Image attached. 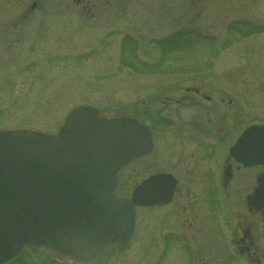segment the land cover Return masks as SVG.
Returning <instances> with one entry per match:
<instances>
[{"label": "rangeland", "instance_id": "1", "mask_svg": "<svg viewBox=\"0 0 264 264\" xmlns=\"http://www.w3.org/2000/svg\"><path fill=\"white\" fill-rule=\"evenodd\" d=\"M29 1L0 0V131L57 134L72 109L90 106L158 122L164 153L171 129L199 122L208 106L188 88L225 99L220 122L228 111L241 125L264 122V0H121L105 14H26ZM150 160L117 178L116 198L153 171ZM167 213L139 209L128 245L96 264H193L188 243L167 236L170 228L184 235L181 213ZM4 264L57 263L24 250Z\"/></svg>", "mask_w": 264, "mask_h": 264}, {"label": "water", "instance_id": "2", "mask_svg": "<svg viewBox=\"0 0 264 264\" xmlns=\"http://www.w3.org/2000/svg\"><path fill=\"white\" fill-rule=\"evenodd\" d=\"M151 149L146 126L89 106L72 109L57 135L1 131L0 264L25 248L72 264H94L124 248L135 207L169 201L153 189V177L131 199L113 196L119 169Z\"/></svg>", "mask_w": 264, "mask_h": 264}, {"label": "flooded vegetation", "instance_id": "3", "mask_svg": "<svg viewBox=\"0 0 264 264\" xmlns=\"http://www.w3.org/2000/svg\"><path fill=\"white\" fill-rule=\"evenodd\" d=\"M29 2L25 3L27 11L30 9L26 14H46L47 8L57 12L79 9L84 14H105L111 6L121 10V0ZM187 93L197 97L199 107L203 102L208 106L203 108L199 122L192 120V124L171 129L164 153L159 146L162 127L158 122L146 124L135 118L149 127L152 149L123 166L117 178L148 155L153 171L121 198H131L137 186L154 177L153 189L166 193L169 201L137 206L136 218L139 209H165L171 220L180 212L184 235L170 228L167 236L173 242L180 236L188 243L193 264H264V122L241 125L230 111L227 122H220L217 115L224 98L219 101L199 88H188ZM166 101L182 106L190 100L170 97Z\"/></svg>", "mask_w": 264, "mask_h": 264}]
</instances>
